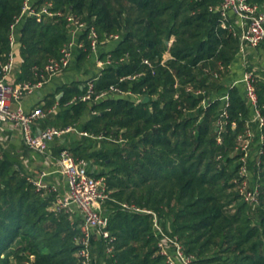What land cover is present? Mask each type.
<instances>
[{
    "label": "trees",
    "instance_id": "obj_1",
    "mask_svg": "<svg viewBox=\"0 0 264 264\" xmlns=\"http://www.w3.org/2000/svg\"><path fill=\"white\" fill-rule=\"evenodd\" d=\"M25 1L0 0V78L1 66L12 49L11 28L18 19L22 62L17 83L37 81L34 67L44 68L61 56L70 39L67 18L74 16L88 28H96L102 42L101 59L111 56L114 61L95 81L96 90L117 84L142 95L138 103L111 95L97 102L67 105L85 93L88 79L97 77L94 71L82 85H65L58 101L61 112L45 119V127L74 125L91 135L70 152L97 165L100 170L91 174L104 178L110 191L104 214L117 238L115 258L107 259L104 243L94 237L93 264L105 259L107 264L114 260L119 264H167L157 254L152 215L124 208V204L155 212L163 228L179 239L197 264H264V153H259L264 143L257 124L250 123L256 134L251 153L260 161H249L261 190V202L253 204L245 201L236 182L241 164L236 139L255 112L247 103L243 85L231 88L244 69L238 57L239 39L221 26L223 19L213 9L221 1L34 0L37 12L47 6L53 13L41 20L21 18ZM116 34L120 39H109ZM85 46L86 50H76L70 68L81 71L92 61L95 64L87 40ZM263 52L264 41L249 55L248 70L259 75V108L264 115V63L257 62ZM167 53L170 58L162 65ZM144 59L152 62L154 74ZM140 72L136 80L120 82L121 77ZM187 86L202 94L187 92ZM227 93L229 123L219 143L215 126L225 106L220 98ZM52 97L47 105L37 106L48 110L56 101ZM204 99L212 101L207 109L201 107ZM83 118L88 121L82 124ZM17 162L15 155L0 148V264H80L76 239L81 217L74 214L76 219H72L71 212L50 211L55 193L37 191L29 181L32 175L14 169Z\"/></svg>",
    "mask_w": 264,
    "mask_h": 264
},
{
    "label": "built area",
    "instance_id": "obj_2",
    "mask_svg": "<svg viewBox=\"0 0 264 264\" xmlns=\"http://www.w3.org/2000/svg\"><path fill=\"white\" fill-rule=\"evenodd\" d=\"M220 5L213 8L219 12L223 21L221 26L228 29L234 37L240 41L239 54L242 55L243 74L239 79H235L231 88L237 84H242L246 95L247 103L254 110V115L250 121H247L246 129L240 133L236 139V150L241 152L238 159L240 164V179L236 180L239 190L245 201L253 204L261 202V190L259 181L254 179V175L249 167V161L255 159L252 157V143L255 138V131L251 128L250 123L257 124V131L260 136V142L264 143V115L259 108V96L257 83L259 75L255 70H248V57L251 52L256 49L264 41V4L253 3L250 0H220ZM53 16L48 9L43 8L40 12L36 11L34 0H26L22 11L21 18L24 16H36L39 19L43 16ZM69 42L66 43L61 50V56L51 59L44 68L34 67V73L37 77L35 82H15L12 78L18 61V37L16 27L19 20L11 28L10 45L11 52L9 59L1 66L0 78V127L6 128L11 132H19L22 135L23 142L27 148L36 154L43 155L52 165L54 161L55 173L63 176L66 183V190L63 194L57 195L54 206L50 211L54 213L76 211L81 217V232L76 241L79 249L76 253L80 264H93L94 260V244L93 238H99L104 243V250L107 259L115 258V246L117 238L109 230V219L104 214V203L110 199V191L107 188L104 178H96L91 174L90 164L84 159H77L68 149L60 151L58 156H54L51 150L52 144L62 138L64 135L73 131H77L75 127H56L49 126L38 133L35 132L34 125L40 120L48 118L57 112L59 104H56L44 110L41 106H35L29 110L22 105L23 99L33 94L54 76L64 73L68 70L75 59L77 49L86 50L85 40L89 42L91 54L96 58L97 77L88 79L86 83V91L79 98H74L67 105H71L76 101H101L111 95H119L132 98L135 102L142 100V95L134 93L132 90L122 89L119 85L113 84L107 90H96L95 81L101 75V72L114 61L111 56L103 60L100 57L101 41L95 27L88 28L85 22H81L74 16L68 18ZM41 20V19H40ZM86 34V38L83 35ZM110 40H118V34L111 35ZM173 40L170 41V45ZM170 58L169 53L164 55L161 64L165 65ZM124 58L119 61L122 62ZM143 63L154 71V65L149 59H144ZM220 68L224 71V67L220 64ZM143 72L123 76L120 82L125 80H136ZM214 75L218 77V72ZM178 90V82L175 84ZM187 92L193 94H202L201 90L196 91L192 86L186 87ZM175 98H179V93H175ZM218 99V98H217ZM220 99L225 100V106L220 118L216 123L215 131L217 140L222 142V134L229 123L230 95L227 93ZM216 101V99H215ZM211 100L204 99L201 107L207 109L211 104ZM93 114H96L94 111ZM236 123H232V128H236ZM88 135V133H81ZM263 154L264 151H259ZM257 160L258 164L260 161ZM49 172H41L36 176L29 177V181L36 187L37 191L42 195L54 193V189L50 188L45 182ZM250 184H255L251 186ZM124 208L132 209L139 212L151 214L153 217L154 233L157 239V254L164 257L167 264H197L194 255L187 254L179 239L170 235L159 221L158 215L150 210H142L135 206L123 205ZM105 260L102 264H107ZM112 264H119L114 260Z\"/></svg>",
    "mask_w": 264,
    "mask_h": 264
},
{
    "label": "crops",
    "instance_id": "obj_3",
    "mask_svg": "<svg viewBox=\"0 0 264 264\" xmlns=\"http://www.w3.org/2000/svg\"><path fill=\"white\" fill-rule=\"evenodd\" d=\"M259 4V3H258ZM264 4V3H263ZM20 48L19 45L17 47L18 52V61L14 71L13 80L15 82L17 79V73L20 71L22 58L20 56ZM253 53V51H252ZM239 60L242 61V55H238ZM259 60L257 62L264 63V52L260 54ZM86 69L81 71L75 70L72 66L70 69L66 70L64 73L59 74L51 78L41 89L37 90L33 94L27 95L23 101L22 105L25 109L29 110L39 104L47 105L48 102L53 100L52 96L56 97V101L53 102L52 106L58 104V101L64 96L65 92L63 87L65 85H71L74 82H79L82 85V81L86 80L91 72L97 70L96 62L93 61L86 66ZM234 69V68H233ZM89 72V75L87 74ZM82 88V86H81ZM63 94V95H62ZM61 112V106H58L57 112L51 115L52 117L57 116ZM45 119L40 120L34 125L35 132H39L40 130L46 128L45 127ZM85 121H88L86 118L81 120L83 124ZM73 126L74 125H69ZM7 126L0 127V148L4 151H10L13 155H15L20 161V165L23 166L31 175L36 176L41 172H49L50 174L46 177L45 182L50 188L54 189L55 195H61L66 190V183L63 176L59 173H55L54 161L52 165L47 161V159L40 154H36L32 152L29 148H27L23 142L22 135L17 132H11L7 128ZM68 127V126H67ZM77 131H73L69 134L64 135L62 138L56 140L52 146L51 150L54 156H58L60 151L63 149H68L69 151L75 148L78 144L82 143L83 137L91 136V135H82L81 133H88L83 131L79 127H75ZM57 153V155H56ZM90 164L91 172L99 171L100 168L97 165H94L92 161H88Z\"/></svg>",
    "mask_w": 264,
    "mask_h": 264
},
{
    "label": "rangeland",
    "instance_id": "obj_4",
    "mask_svg": "<svg viewBox=\"0 0 264 264\" xmlns=\"http://www.w3.org/2000/svg\"><path fill=\"white\" fill-rule=\"evenodd\" d=\"M43 8H46V9H48V7L47 6H43ZM171 40H174L173 38L171 39ZM10 152V151H9ZM253 155L254 154H252V157H253ZM14 169L15 170H17V171H20L21 172V174H23V175H27V176H31V174L23 167V166H21L20 164H19V162H17L15 165H14ZM33 176V175H32ZM251 186H254L255 184H250ZM237 190V189H236ZM56 200V199H55ZM55 200H53V202H52V204H50V207H49V210H50V208H52L53 206H54V203H55ZM72 213V215L70 214V216H71V218L72 219H76V216L75 215H77V213H76V211H72L71 212ZM75 214V215H74ZM77 217H78V215H77ZM79 221H80V219H79ZM106 260V259H105ZM104 260V261H105ZM103 261V262H104ZM102 262V263H103Z\"/></svg>",
    "mask_w": 264,
    "mask_h": 264
},
{
    "label": "water",
    "instance_id": "obj_5",
    "mask_svg": "<svg viewBox=\"0 0 264 264\" xmlns=\"http://www.w3.org/2000/svg\"><path fill=\"white\" fill-rule=\"evenodd\" d=\"M62 95H63V94H62ZM148 100H149V98H148V97H146V98H145V101H148Z\"/></svg>",
    "mask_w": 264,
    "mask_h": 264
}]
</instances>
